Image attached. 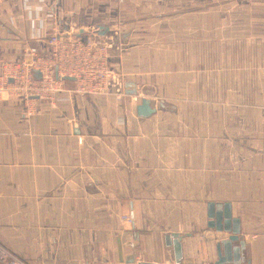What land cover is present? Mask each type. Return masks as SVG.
Returning a JSON list of instances; mask_svg holds the SVG:
<instances>
[{"label":"crops","instance_id":"obj_1","mask_svg":"<svg viewBox=\"0 0 264 264\" xmlns=\"http://www.w3.org/2000/svg\"><path fill=\"white\" fill-rule=\"evenodd\" d=\"M31 5L41 22L25 0H0V60L44 51L57 25L94 36L116 60L109 94L35 100L30 115L18 99L0 101V246L25 264H135L125 258L151 234L157 261L174 264L164 238L179 234L184 264H216L207 204L229 203L240 264H264V0ZM143 98L156 107L147 118L136 113Z\"/></svg>","mask_w":264,"mask_h":264},{"label":"built area","instance_id":"obj_2","mask_svg":"<svg viewBox=\"0 0 264 264\" xmlns=\"http://www.w3.org/2000/svg\"><path fill=\"white\" fill-rule=\"evenodd\" d=\"M49 1L25 0V10L32 20L41 22L43 9L33 8L31 4L46 5ZM46 18L53 20L54 16L46 13ZM43 42L45 50L42 52L27 46L20 60H0V101L18 99L23 102L27 115H30L35 100L47 102L53 107L60 101L77 96L90 100L94 96L110 93L116 56L105 43L94 36H83L80 28H74L70 33L64 32L59 25ZM66 78L72 79V87H66L69 81ZM117 99L123 103L124 96L118 95ZM133 99L137 101L138 97ZM78 143L84 144L85 137H78ZM122 224L123 229H131L133 220L129 216H122ZM153 242L151 234L136 238L135 264H166L157 261ZM0 264L25 263L0 246Z\"/></svg>","mask_w":264,"mask_h":264},{"label":"water","instance_id":"obj_3","mask_svg":"<svg viewBox=\"0 0 264 264\" xmlns=\"http://www.w3.org/2000/svg\"><path fill=\"white\" fill-rule=\"evenodd\" d=\"M101 35L107 32V28H101ZM39 77V75H37ZM66 80L72 81L71 78ZM123 86L126 96H136V86L133 82L124 80ZM132 88V89H131ZM156 107L151 100L143 98L136 108L138 117L147 118L154 114ZM207 227L217 237L215 245L216 264H240L246 262V245L241 239L240 222L231 216V205L229 203H208L207 204ZM165 245L172 249L174 264H184L182 240L179 234H167L164 238ZM118 257L122 259L121 246L118 241ZM134 257L128 256L125 262L132 263Z\"/></svg>","mask_w":264,"mask_h":264},{"label":"rangeland","instance_id":"obj_4","mask_svg":"<svg viewBox=\"0 0 264 264\" xmlns=\"http://www.w3.org/2000/svg\"><path fill=\"white\" fill-rule=\"evenodd\" d=\"M231 2H237V0H230ZM244 1V0H241ZM246 1H251V0H246Z\"/></svg>","mask_w":264,"mask_h":264},{"label":"bare ground","instance_id":"obj_5","mask_svg":"<svg viewBox=\"0 0 264 264\" xmlns=\"http://www.w3.org/2000/svg\"><path fill=\"white\" fill-rule=\"evenodd\" d=\"M134 97H136V96H134Z\"/></svg>","mask_w":264,"mask_h":264}]
</instances>
